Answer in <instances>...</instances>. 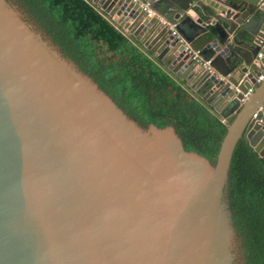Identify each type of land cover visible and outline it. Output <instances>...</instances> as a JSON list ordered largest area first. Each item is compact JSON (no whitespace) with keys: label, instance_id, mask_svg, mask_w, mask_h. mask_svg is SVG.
I'll list each match as a JSON object with an SVG mask.
<instances>
[{"label":"water","instance_id":"95a60500","mask_svg":"<svg viewBox=\"0 0 264 264\" xmlns=\"http://www.w3.org/2000/svg\"><path fill=\"white\" fill-rule=\"evenodd\" d=\"M91 2L226 133L213 163L172 125L144 128L0 0V264H235L227 183L238 140L264 159L263 66L252 65L259 51L264 64V0Z\"/></svg>","mask_w":264,"mask_h":264},{"label":"trees","instance_id":"16d2710c","mask_svg":"<svg viewBox=\"0 0 264 264\" xmlns=\"http://www.w3.org/2000/svg\"><path fill=\"white\" fill-rule=\"evenodd\" d=\"M10 1L137 123L172 125L185 149L215 162L226 123L91 0ZM227 198L237 264H264V159L243 137L232 154Z\"/></svg>","mask_w":264,"mask_h":264},{"label":"built area","instance_id":"2783aa9c","mask_svg":"<svg viewBox=\"0 0 264 264\" xmlns=\"http://www.w3.org/2000/svg\"><path fill=\"white\" fill-rule=\"evenodd\" d=\"M144 8H146L150 14H154V12L148 8L147 4L144 5ZM169 29L171 30L172 34H176V29L174 27V24L170 25ZM187 48L188 47H186V49ZM188 52L190 54H193V58H194L195 61L200 62L203 66H209L210 59H203L202 57H200L198 50L188 49ZM262 57H263V54L261 53V51H259L257 53L256 57L252 61V65L254 67H259L260 65L263 66L262 72L257 76V79H256L257 82H260V81H262L264 79V64L261 62V58ZM252 91H253V87L251 85V87H248L247 91L245 93H243V97H242L241 100L242 101L245 100Z\"/></svg>","mask_w":264,"mask_h":264},{"label":"rangeland","instance_id":"374dc122","mask_svg":"<svg viewBox=\"0 0 264 264\" xmlns=\"http://www.w3.org/2000/svg\"><path fill=\"white\" fill-rule=\"evenodd\" d=\"M20 13L22 14L23 17L25 16L21 11H20ZM26 21H27L28 23L31 24V26L34 28L35 31L38 32V28H37V26H36L35 24L31 23V22L27 19V17H26ZM42 36H43V35H42ZM234 246H235V249H234V253H235L234 263L237 264V263H238L239 256H238V252H237V242H236V239H235V242H234Z\"/></svg>","mask_w":264,"mask_h":264},{"label":"crops","instance_id":"0c3cea01","mask_svg":"<svg viewBox=\"0 0 264 264\" xmlns=\"http://www.w3.org/2000/svg\"><path fill=\"white\" fill-rule=\"evenodd\" d=\"M128 36L132 37L131 35H129L124 29H122ZM134 39V37H132ZM140 43V42H139ZM141 44V43H140Z\"/></svg>","mask_w":264,"mask_h":264}]
</instances>
